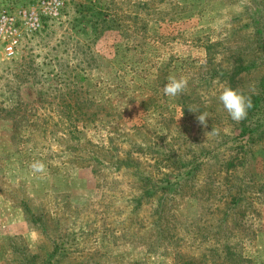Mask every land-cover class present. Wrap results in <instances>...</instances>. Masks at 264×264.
Segmentation results:
<instances>
[{
  "label": "rangeland",
  "instance_id": "374dc122",
  "mask_svg": "<svg viewBox=\"0 0 264 264\" xmlns=\"http://www.w3.org/2000/svg\"><path fill=\"white\" fill-rule=\"evenodd\" d=\"M62 1L0 50V264H264V0Z\"/></svg>",
  "mask_w": 264,
  "mask_h": 264
},
{
  "label": "built area",
  "instance_id": "2783aa9c",
  "mask_svg": "<svg viewBox=\"0 0 264 264\" xmlns=\"http://www.w3.org/2000/svg\"><path fill=\"white\" fill-rule=\"evenodd\" d=\"M62 0H38L35 8L12 14L0 13V50L5 59L16 56L18 48L26 34H33L42 29L40 14L48 18L56 17L62 9Z\"/></svg>",
  "mask_w": 264,
  "mask_h": 264
},
{
  "label": "clouds",
  "instance_id": "9594fccd",
  "mask_svg": "<svg viewBox=\"0 0 264 264\" xmlns=\"http://www.w3.org/2000/svg\"><path fill=\"white\" fill-rule=\"evenodd\" d=\"M188 87V79L186 77L169 76L167 82L163 86V93L165 96L176 97L185 92ZM220 103L229 114L234 122H241L247 118L248 111L253 107L251 97L244 95L243 91L239 88L233 89L230 85L223 88L218 97ZM209 114L207 112L201 113L197 120L198 122L207 127ZM218 134V130L213 128L210 133L206 135ZM32 172L44 173L46 165L42 161H35L30 165Z\"/></svg>",
  "mask_w": 264,
  "mask_h": 264
},
{
  "label": "trees",
  "instance_id": "16d2710c",
  "mask_svg": "<svg viewBox=\"0 0 264 264\" xmlns=\"http://www.w3.org/2000/svg\"><path fill=\"white\" fill-rule=\"evenodd\" d=\"M255 99H256L255 96H252V97H251L252 103H254V102L256 101ZM251 109H252V108H251ZM258 127H260V126H258Z\"/></svg>",
  "mask_w": 264,
  "mask_h": 264
}]
</instances>
